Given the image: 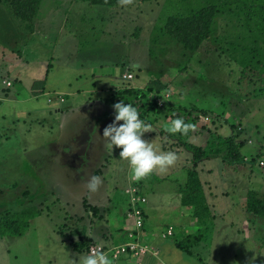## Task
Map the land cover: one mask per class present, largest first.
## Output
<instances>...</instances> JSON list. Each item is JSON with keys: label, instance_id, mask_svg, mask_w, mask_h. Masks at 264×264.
Here are the masks:
<instances>
[{"label": "rangeland", "instance_id": "1", "mask_svg": "<svg viewBox=\"0 0 264 264\" xmlns=\"http://www.w3.org/2000/svg\"><path fill=\"white\" fill-rule=\"evenodd\" d=\"M169 13L166 1L133 0L124 8L44 0L39 21L29 25L0 0V216L25 209L39 213L24 237H0V264H79L87 252L75 251L70 242L88 231L107 238L131 226L125 216L128 163L119 159L120 149L109 151L97 136L111 123L112 104L124 91V102L134 107L144 104L137 92L145 98L151 94L149 99L171 95L160 115L145 119L152 130L144 138L157 152L165 151L167 139L160 133L165 124L181 116L199 118L196 127L205 134L191 140L195 145L213 130L225 138L238 135L246 157L234 168L220 158L204 162L212 171L201 179L229 193L225 208L231 206L223 216L216 212L210 226L199 228L182 207L160 205L153 212L159 232L143 242L160 251L152 264H264V219L244 211L249 191L264 193V77L255 79L259 72L250 73L236 61L245 35L239 17L220 18L214 37L192 52L157 33ZM40 20H49L44 34ZM259 66L264 71V64ZM126 73L134 79L125 80ZM96 100L107 106L100 109ZM87 102L89 107L81 108ZM35 109L36 115H28ZM80 142L90 144L84 160L77 157ZM187 156L183 150L175 166L146 178L151 203V189L174 192L186 181L180 163L186 165ZM91 174L103 180L95 193L83 185ZM89 203L98 204L97 215ZM169 226L175 227L174 236L162 239ZM198 231L203 240L191 254L176 246Z\"/></svg>", "mask_w": 264, "mask_h": 264}, {"label": "trees", "instance_id": "2", "mask_svg": "<svg viewBox=\"0 0 264 264\" xmlns=\"http://www.w3.org/2000/svg\"><path fill=\"white\" fill-rule=\"evenodd\" d=\"M6 3L13 14L21 21L34 23L37 19L39 10L44 0H2ZM83 3H90L96 6L114 7L117 0H76ZM142 2L166 1L170 6V13L164 17L160 24L156 27L157 33L167 36L182 45L186 50L196 52L209 39H212L217 31V23L223 17H239L242 21V27L245 35L244 43L240 48V54L236 57L238 65L250 71H257L259 74L255 79L263 78L264 71L260 68V64H264V0H141ZM34 18L36 20L34 21ZM34 21V22H33ZM29 25H32L31 23ZM261 75V77L259 76ZM252 76V75H251ZM253 77V76H252ZM252 80V79H250ZM11 83V82H10ZM256 83V82H255ZM262 82H259L261 84ZM12 84V83H11ZM8 87V86H7ZM11 87V86H10ZM9 88V87H8ZM152 93V92H150ZM116 102L123 100L127 91L119 93ZM139 102L136 106L140 113V118L145 120L147 115H160L168 106L167 102L164 107L157 104V99L150 98L141 92L135 93ZM160 94L157 93L156 96ZM113 99V98H112ZM115 100V99H114ZM173 115V113H170ZM181 118V116H178ZM177 118V117H172ZM198 117H190L185 119L186 123H198ZM146 121V120H145ZM149 122V121H147ZM146 122V123H147ZM197 126V124H196ZM210 131V130H209ZM164 134L166 132L161 131ZM178 134L177 141L174 145L168 146L165 142L164 149L169 148L183 149L191 154L192 166L188 167L187 178L184 185L180 187L182 195V206L188 208L191 217L202 228L203 225L210 226L215 219L200 180L198 167L199 165L210 159L220 158L228 165H242L246 163V157L241 153L240 146L243 144L237 142L238 135L221 137L219 134L210 131V139L205 147H198L190 144L189 137ZM168 134V132H167ZM169 137H174L168 134ZM178 151V150H176ZM255 159V158H254ZM256 160V159H255ZM261 164V162H260ZM261 166V165H260ZM146 178L139 181L138 184L145 190ZM145 193V192H144ZM147 196V194L145 193ZM93 208V214L97 215L98 208ZM247 211L264 219V194H260L255 190H251L246 196ZM39 215L38 211L25 209L22 212L10 213L6 212L0 216V237H23L29 229L31 219ZM201 230V229H199ZM146 232V231H145ZM85 235V233H84ZM81 235L82 240L70 242L74 250L77 252H87L93 244L92 240ZM202 231L197 234L188 235L181 241H176V246L184 252L191 254V249L195 245H200L203 240ZM146 237V236H145ZM152 238V237H151ZM65 240V239H64Z\"/></svg>", "mask_w": 264, "mask_h": 264}, {"label": "clouds", "instance_id": "3", "mask_svg": "<svg viewBox=\"0 0 264 264\" xmlns=\"http://www.w3.org/2000/svg\"><path fill=\"white\" fill-rule=\"evenodd\" d=\"M133 0H117L120 7L127 8ZM114 119L108 124L102 133L103 141L113 150L120 149L119 159L127 161L129 166V178L132 182H139L156 171L166 172L175 166L178 155L174 151L154 150L151 142L143 139L144 133L151 131V125L140 118V113L131 103L120 100L112 105ZM122 122V123H121ZM165 131L172 135L188 136L196 130V125L186 123L182 118L172 119L166 123ZM103 180L96 174L86 175L83 185L90 193L99 190ZM79 264H113L112 259L103 251L90 252L79 258Z\"/></svg>", "mask_w": 264, "mask_h": 264}, {"label": "crops", "instance_id": "4", "mask_svg": "<svg viewBox=\"0 0 264 264\" xmlns=\"http://www.w3.org/2000/svg\"><path fill=\"white\" fill-rule=\"evenodd\" d=\"M52 19H54V18H52ZM48 21L49 20H47V22L40 20V22L37 23L38 29L40 31L43 30V34H44V32L46 33V30L48 31V29H49ZM46 28H48V29H46ZM39 33H42V32H39ZM79 35H81V33ZM110 98L112 99L113 97L111 96ZM26 101H28V99H26ZM99 102H100L99 100H96V101H94V104L96 106H98L100 109H103L105 106H107V103L103 104V102H101V103H99ZM87 103L88 104L82 106L81 108H85L87 106L89 107L90 103L89 102H87ZM34 112H35V115H36V113H37L36 109H35V111L30 112L28 115H32V114H34ZM57 112L59 114H63V111H61V110H58ZM102 115H103V113H102ZM112 115H113V118H112ZM113 119H114V110L112 108V110H111V122L113 121ZM104 128H102L101 131H103ZM213 132L217 133L214 130H213ZM84 133L85 132H83V134H80V135L84 136ZM204 134H205V132L203 130H201L199 127H196V130L194 132H192L191 136L189 137L190 144L195 145L194 143L191 142V140L195 139V138H198V137H200V136H202ZM161 135H163L164 139H167L166 141L162 142L163 143L162 144L163 150L167 151L168 150L167 148L164 149L165 142L168 143V146L174 145L176 143V141H177V137L174 136V137L171 138V140H169L168 138H166V136H164V134L161 133ZM143 139H145L144 136H143ZM206 139L207 140H204L203 143L197 144L195 146L201 145V146H198V147H205L207 142H208V140L210 139V136L208 138H206ZM146 141H148V140H146ZM75 147H77L79 150H82V153H78L77 157H80L83 160L87 156L86 154L87 153L89 154L90 151H91V149H89L90 144L85 146L83 144V142H80ZM80 147H81V149H80ZM113 149L115 150V147ZM169 149H171L169 151L176 152L177 155L183 153V149H176V147L169 148ZM108 150L111 151V148L108 147ZM176 150H178V151H176ZM214 159H217V158H214ZM186 160H187L186 161V165H185L184 162L180 163V167L183 168L184 170L188 168L189 164L192 166L191 157L187 156ZM204 162H202L199 165L198 171H199L200 180H201V182L203 184V188H204L207 200H208V204L210 205L211 211H212L213 215L215 216V219L213 220V222H214L216 220V218H217L216 212H218V214L220 216H223L231 208V206H228V208H225V206H226L225 203H226V200L229 198V193H225V192H222V191L217 192L216 191V189H217L216 185L211 183V181H209V180H205L204 181V180L201 179V174L202 173L212 171L211 168H207L206 167ZM225 164H227V163H225ZM227 166L234 168V166H240V165H228L227 164ZM128 178H129V173H128ZM185 182H182L183 184L179 183L177 189H174V192L173 191H156L154 189H151L150 191L153 194V199H155V202L153 200L152 203H151V200H150V197H149V191L146 192L144 190V192L147 194V197H148V200H149V203H148V205L146 207V227H145V231H146L145 232V236L146 237H145V240H147L148 238L151 239V236H153L154 234L159 232L158 231L159 223L155 221V217H152V215H153V212L158 211V208L160 207V205L161 206L167 205V206H169L171 208H176V209L180 208V207L184 208L182 206V202H181L182 201V195H181L179 189H180L181 185H184ZM128 183H129V180H128ZM260 194H264V193H260ZM89 204L92 205V206H95V207L98 206V204H96V203H94V204L89 203ZM150 205H152V207H150ZM244 208H245L244 211L248 212L247 208H246V198H245ZM184 209H186V211H188V208H184ZM216 210H218V211H216ZM124 218H125V216H124ZM192 224H193V222H192ZM196 224H198V223L196 222ZM188 225L190 226V222H189ZM169 227H173L174 230H175L174 226H169ZM191 227L196 228V225L193 224V226H191ZM181 228L183 230L182 226H181ZM199 228H201V227H199ZM132 229H133V226L131 224L130 227H127L126 229L124 228L122 230V232L118 229L116 231H119V232H117L115 234L112 233L107 238L104 235H101V237L100 236H95V235H93V231H88L87 237H89L92 240L93 243H99V244H103V245H106V246H115V245H119V244H123V243L127 242L128 241V233L130 231H132ZM151 245L154 246V247H157L155 244L151 243ZM143 259H144V262L142 264H152V263H154L153 262L154 258L151 257V256L143 258ZM117 264H135V262H134V260H131L129 258H122Z\"/></svg>", "mask_w": 264, "mask_h": 264}, {"label": "built area", "instance_id": "5", "mask_svg": "<svg viewBox=\"0 0 264 264\" xmlns=\"http://www.w3.org/2000/svg\"><path fill=\"white\" fill-rule=\"evenodd\" d=\"M123 78L125 80L134 79L132 74H124ZM7 86L10 87L12 84L7 82ZM171 95L166 94V98L157 99V104L160 107L166 105L167 99ZM62 102L63 98L60 99ZM206 121H209L207 118ZM264 167V162L260 164ZM125 194L128 196L129 208L125 213L126 218L132 222L133 229L128 233V241L115 245V246H106L99 243H93L87 250V254L90 252L103 251L108 255L113 264H117L122 258H129L134 260L135 264H142V259L146 257L159 258L160 251L156 247L152 246L149 243L145 242V227H146V207L148 204V197L145 195L144 190L138 184V182H132L129 180V184L125 189ZM174 236V228L169 227L166 232L161 234L162 239H167Z\"/></svg>", "mask_w": 264, "mask_h": 264}]
</instances>
